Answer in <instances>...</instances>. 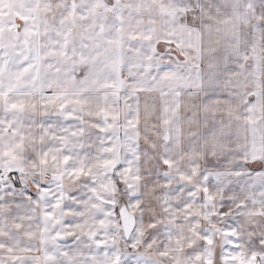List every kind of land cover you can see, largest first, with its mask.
<instances>
[{
  "label": "snow or ice",
  "instance_id": "snow-or-ice-1",
  "mask_svg": "<svg viewBox=\"0 0 264 264\" xmlns=\"http://www.w3.org/2000/svg\"><path fill=\"white\" fill-rule=\"evenodd\" d=\"M0 264H264V0H0Z\"/></svg>",
  "mask_w": 264,
  "mask_h": 264
}]
</instances>
